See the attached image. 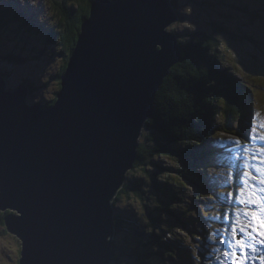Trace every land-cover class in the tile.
Returning <instances> with one entry per match:
<instances>
[{"label":"water","instance_id":"1","mask_svg":"<svg viewBox=\"0 0 264 264\" xmlns=\"http://www.w3.org/2000/svg\"><path fill=\"white\" fill-rule=\"evenodd\" d=\"M172 0H95L48 108L0 77V212L17 264H110L113 201L181 59Z\"/></svg>","mask_w":264,"mask_h":264},{"label":"trees","instance_id":"2","mask_svg":"<svg viewBox=\"0 0 264 264\" xmlns=\"http://www.w3.org/2000/svg\"><path fill=\"white\" fill-rule=\"evenodd\" d=\"M93 1L95 0L54 1L56 22L48 29L49 36L44 37L42 43L45 48L48 44L55 45V50L61 57L59 68L52 75L58 87L68 57L77 41L81 24L88 17ZM209 1L213 4L214 0ZM171 3L181 20L182 15L176 8L177 0H172ZM200 3L204 2L200 0ZM11 12V19L7 16V10L0 13V21L6 20L0 27V45L4 34L11 35L14 29L17 30L16 27L11 28L15 25L14 20L22 21L23 16L28 15L24 13L20 16L14 10ZM25 22L24 30L18 26L22 30V39L36 28V21L32 22L26 18ZM222 23L213 22L209 30H193L183 36L178 34L181 59L170 68L156 92L152 116L146 122L143 141L139 144L137 159L132 169L140 170L142 175L140 178L133 176L130 179L126 176L124 186L113 201L114 207L122 197L134 198L148 206V210L146 216L141 214L127 218L114 215L116 237L122 236L114 242L110 264L193 263L192 250L185 244V240L175 237L173 230L180 226L191 238L197 235L193 226L187 225L192 220V213L195 212L193 209H197V198L208 191L206 184L201 182V164L207 162L211 153L216 152L215 148H210L214 140L220 139V131L239 134V127H232V120L237 119L247 108L252 94L248 90L251 88L250 84L241 80L243 76L229 68L225 59L215 51L216 33L229 32ZM12 36L15 37L13 40L17 38L14 34ZM248 38L255 42L252 37ZM18 44V40H15V45ZM17 52L21 53V50L13 48L12 52L4 55L5 63H20L21 55ZM212 57L216 58V64H224V69H213L208 62L213 60ZM0 75L4 77L6 73L0 71ZM23 83L30 93L38 88L30 77L23 79ZM54 100L55 97L43 107L52 105ZM225 140L227 138L222 142ZM159 157L173 159L176 174L172 175L167 168L156 162ZM177 177L181 180H177ZM191 188H195L197 198L189 203L187 200L191 199L187 196V191ZM6 213L8 212H0V224L8 233L3 224Z\"/></svg>","mask_w":264,"mask_h":264},{"label":"rangeland","instance_id":"3","mask_svg":"<svg viewBox=\"0 0 264 264\" xmlns=\"http://www.w3.org/2000/svg\"><path fill=\"white\" fill-rule=\"evenodd\" d=\"M5 1V2H3ZM19 1V2H18ZM39 1H41L39 3ZM204 3H200V0L195 1L192 0H177L176 8L182 15V19L178 22L172 24L168 29L170 31L177 32L180 36L190 33L193 30L204 29L209 30L212 26L213 22H223V27H226L229 32L220 34L216 33V42L217 47L215 51L219 52V54L225 59V64L229 66V68H233L238 72V74L242 73V70L245 69V74L249 77L250 80H254L253 70L264 69V0H214L211 4L209 0H201ZM210 4V5H209ZM27 5L28 9L33 11V14L39 16L31 19V21L39 20L40 24L43 27L49 29L54 25V9L51 8L53 3L49 2V0H12V2H6V0H0V12L3 10H7L8 18L13 15L12 12L8 9L9 7H15V9L19 6ZM14 9V10H15ZM18 15H22L19 9L15 10ZM14 13V12H13ZM11 19V18H9ZM14 20V24L16 25L17 30L15 29L10 33L11 35H3V42L0 45V71L6 73L5 81L7 86L10 88H16L20 85L23 77H30L35 81L34 86L38 87L37 90L33 91L28 95V103L36 102H46L51 100L57 92L55 87V81L52 79V75L55 74L59 68L61 63V57L56 53L54 56H51V51L54 48L53 44L46 45L45 48L46 56L45 59H40L41 55L38 54L39 50L36 53L29 52V45L27 46V41L29 43L37 42L42 43V36L31 35L37 28H34L32 32L22 39V30L18 28V26L25 29L24 19L22 21ZM6 20L0 21V27H2L3 23ZM25 22V23H24ZM13 26H11L12 28ZM36 29V30H35ZM44 29L41 28L40 32ZM1 32V31H0ZM80 33V32H79ZM12 34L16 35L19 44L22 45L24 51L22 53L17 52L21 55V58L30 57L32 59L39 58L38 61H31V63H16V64H8L4 61V55L13 51V48H17L15 45V40H13ZM252 37L255 39L253 43L249 38ZM44 45V44H43ZM219 47V48H218ZM25 53H29L28 56ZM49 57V58H48ZM21 64V65H20ZM217 67L223 68V65L217 64ZM257 76H255V79ZM264 78V77H263ZM247 80V79H246ZM260 84H264V80L262 76H259V80L257 81ZM257 87H263L257 85ZM260 90V89H259ZM253 102L255 103L256 98L259 102V107L264 111V100L262 96H260L257 92L254 95ZM33 100V101H32ZM253 108V104L248 106V111ZM244 121H246V117L244 116ZM252 123V119H250L249 124ZM145 131H142V135L139 139V143L142 140V136ZM159 162V164L163 168H167V171L172 175L176 174L174 171V163L173 159L159 157L155 160ZM180 169V168H178ZM151 172L153 170L149 169ZM140 170L130 171L127 175V179L131 177L141 176ZM177 180H181V178H176ZM252 188L251 185L247 187V192ZM192 188L187 191V196L191 200H195L196 195L194 196ZM244 191H241L239 194V199L249 200L248 196L243 198ZM242 195V197H241ZM246 195V194H245ZM189 202V200H187ZM148 206L146 207L143 203H139L134 198H126L122 197L118 200L114 206V215H120L123 217H134L143 214L146 216ZM154 211V210H153ZM244 211L239 207H236L235 213L238 215L235 216L234 221L238 222L237 224H233V226H238L239 224H243L244 216L242 215ZM158 214V212H154ZM193 222L191 225H198L199 217L193 212ZM228 223V220L226 224ZM191 225H187L188 227ZM175 237H178L182 240H185L188 243L194 244L197 246L194 239H192L185 230H183L180 226H176L174 228ZM116 236V234H115ZM122 235L116 237L115 242L120 240ZM224 236V233L221 234V237ZM210 239V237H209ZM211 240V239H210ZM220 240V239H219ZM219 245V243H218ZM217 244L213 247L216 249ZM20 253V244L19 241L13 235L6 233L4 230V226L0 224V264H17L19 260Z\"/></svg>","mask_w":264,"mask_h":264},{"label":"snow or ice","instance_id":"4","mask_svg":"<svg viewBox=\"0 0 264 264\" xmlns=\"http://www.w3.org/2000/svg\"><path fill=\"white\" fill-rule=\"evenodd\" d=\"M247 175L248 173L242 174L238 188L243 187V176ZM250 179L253 181L252 187L255 188L256 178L252 176ZM249 195L256 198L239 200V191L234 188L233 201L241 207L247 206L242 215L246 219L250 218V224L230 227L229 231L234 235L220 240L221 244H227L225 259L228 264H264V189L258 192L250 191ZM235 215L238 213H229L230 217ZM237 223L234 220L230 221V224Z\"/></svg>","mask_w":264,"mask_h":264},{"label":"bare ground","instance_id":"5","mask_svg":"<svg viewBox=\"0 0 264 264\" xmlns=\"http://www.w3.org/2000/svg\"><path fill=\"white\" fill-rule=\"evenodd\" d=\"M8 9H9L10 11H11V10H14V7H9ZM5 10H6V9H5ZM5 10H3V11H5ZM3 11H2V12H3ZM14 12H15V10H14ZM0 13H1V12H0ZM26 14H30V13H27V12H26ZM31 14H33V12H32ZM26 16H27V15H26ZM26 16L24 15V16H23V19H26V18H24V17H26ZM27 19H28V20H31L30 18H27ZM37 21H38V19H37ZM27 37H28V36H27ZM25 38H26V36H25ZM20 86H21V85H20ZM32 104H34V103H32ZM48 107H49V106H46V108H48ZM246 119H247V117H246Z\"/></svg>","mask_w":264,"mask_h":264}]
</instances>
